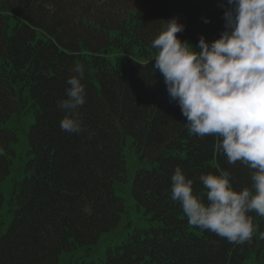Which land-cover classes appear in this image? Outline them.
Segmentation results:
<instances>
[{
  "label": "trees",
  "instance_id": "1",
  "mask_svg": "<svg viewBox=\"0 0 264 264\" xmlns=\"http://www.w3.org/2000/svg\"><path fill=\"white\" fill-rule=\"evenodd\" d=\"M202 6L200 0H0V182L16 141L3 125L13 114L35 113L27 136L33 157L15 185L17 209L0 237V264H57L63 251L95 245L117 226L125 207L114 185L125 180L126 137L146 163L135 172L132 196L161 227L130 233L108 248L102 264H245L252 254L264 264V217L249 213L252 240L235 245L189 224L171 199L177 166L193 179L195 193L206 192L199 177L217 168L231 173L235 190L252 186L253 170L229 164L215 150L217 137L190 131L152 69L151 43L173 17L185 25L177 36L193 48L201 36L220 37L224 14L205 18ZM81 64L86 102L78 109L81 130L69 133L60 127L67 115L60 102ZM2 201L0 191V209Z\"/></svg>",
  "mask_w": 264,
  "mask_h": 264
},
{
  "label": "clouds",
  "instance_id": "2",
  "mask_svg": "<svg viewBox=\"0 0 264 264\" xmlns=\"http://www.w3.org/2000/svg\"><path fill=\"white\" fill-rule=\"evenodd\" d=\"M227 5L220 37L208 42L201 36L195 48L177 36L185 30L179 17L165 21L151 43L156 50L152 69L163 76L190 131L217 137V153L229 164L239 161L253 170L251 188L239 191L231 173L221 168L199 177L202 193L194 192L193 179L181 167L171 176V199L179 202L189 224L243 245L254 233L249 213L264 217V0H227ZM75 72L60 102L67 113L60 127L69 133L81 130L78 109L86 102L84 65Z\"/></svg>",
  "mask_w": 264,
  "mask_h": 264
},
{
  "label": "rangeland",
  "instance_id": "3",
  "mask_svg": "<svg viewBox=\"0 0 264 264\" xmlns=\"http://www.w3.org/2000/svg\"><path fill=\"white\" fill-rule=\"evenodd\" d=\"M202 1L201 13L203 17H208L212 13H222L226 11L228 5L227 0H200ZM35 122V113L33 109L26 110L19 114H13L11 118L3 125L4 128L14 130L16 141L10 145V152L7 158L10 161L9 173L0 182V191L3 198L0 213V237L4 236L11 226L14 214L17 209L14 189L16 184H21L27 176L25 165L29 159L33 157L29 153L28 132L31 125ZM131 137H126L123 155L126 162L125 180L116 182L114 192L117 198L124 201V212L120 216L117 226L110 231L101 234L97 244L91 246L76 245L74 249L63 251L57 264H102L105 261L108 248L124 242L130 233L135 230L146 232L161 227V223L151 220L145 209L138 208L132 196V183L135 172L138 168L146 164L144 161L138 160V155L132 144ZM145 235L144 233H141ZM255 255L246 260L245 264H255Z\"/></svg>",
  "mask_w": 264,
  "mask_h": 264
}]
</instances>
